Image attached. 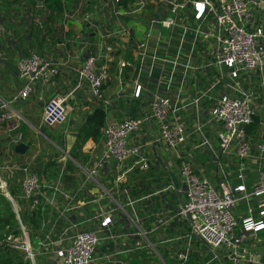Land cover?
Listing matches in <instances>:
<instances>
[{"label":"built area","instance_id":"built-area-1","mask_svg":"<svg viewBox=\"0 0 264 264\" xmlns=\"http://www.w3.org/2000/svg\"><path fill=\"white\" fill-rule=\"evenodd\" d=\"M61 2L56 36L59 25L76 22L93 32L97 40L91 45L94 52L83 59L79 55L54 59L52 55L30 52L17 64L20 90L12 101L0 103V126L12 119L20 120L11 105L28 99L37 84L51 83L63 68L76 72L75 90L87 88L90 98L103 108L111 106V101L104 97L111 66L118 77L121 98L129 97V84L122 80L126 72H135L139 65L149 61L150 72L157 69L159 73L155 84L147 89L149 100L141 107L139 117L105 123L100 152L85 169L79 168L81 181L77 189L64 187L62 172L51 183L40 180L31 169L33 158L5 168L10 176L14 172L22 174L21 199L27 203L28 212L40 207L48 211L38 231L42 233L48 225L50 231L43 238L37 231L31 237V228L23 226L20 210L7 194L20 233L6 236L3 243L19 252L28 264H39L37 258L46 242H50L49 235L57 221L63 220L61 236L51 243L54 249L50 262L95 264L93 255L98 247L122 238L139 237L141 242L134 244L136 249L160 258L158 248L148 236L169 229L174 233L163 243L172 249L175 264L191 260L194 238L209 250L212 259L208 264L223 260L244 264L246 236L252 234L257 240V233L264 230V124L260 121L264 104L248 88L249 74L264 68V0H72L68 5ZM40 6L43 8L41 2ZM32 19L39 29L43 27L40 18ZM140 25L144 39H138L133 32V26ZM75 41L83 47L86 44L79 36ZM132 83L130 96L139 100L143 89L137 78ZM69 97L71 94L55 95L45 100L40 127L56 129L66 123ZM255 117L259 118L260 142L254 145L246 127ZM21 140L22 134L18 132L12 141L17 145ZM201 147L211 152L215 181L205 175L198 162H192V152ZM66 159L71 158H63ZM227 169L235 171L236 184ZM154 171L160 190L143 198L134 196L132 189L137 193L144 176ZM219 173L222 180L218 179ZM254 173L257 179H252L248 191L247 177ZM104 179L112 191L104 187ZM147 180L154 184L152 178ZM87 186L98 192L87 202L95 205L94 214L75 222L81 216L75 213L83 207L79 196L87 199ZM2 189L7 191L0 177ZM157 195L168 197L158 211L145 200ZM239 202L246 204L247 215L240 213L234 217L232 210ZM116 218L127 224V228L121 229L125 233L112 231ZM86 224L94 227L85 228ZM31 240L37 242L36 249ZM121 253L105 255V260L108 262ZM261 256L256 264H264Z\"/></svg>","mask_w":264,"mask_h":264},{"label":"crops","instance_id":"crops-1","mask_svg":"<svg viewBox=\"0 0 264 264\" xmlns=\"http://www.w3.org/2000/svg\"><path fill=\"white\" fill-rule=\"evenodd\" d=\"M34 4H36L35 7ZM13 5L17 8H22L21 11L19 10L20 17H13V14H16L17 12L11 9ZM27 5H24V0L0 1V103L12 101L17 94V91L20 90L22 84L17 77V64L20 60L27 58L30 52H34L35 50L34 41L37 39L36 36L38 33L36 31L38 30V27L32 23L34 15L31 14V11L41 9L43 14L40 17V20L43 22L46 21V11L40 6V0H31L30 6ZM9 9L11 10L10 12ZM5 22L19 28V36L15 30H9L6 33L5 28L3 27ZM68 23L71 24L68 25ZM134 24L136 23L134 22ZM58 29L59 31L56 36V40L59 43V46L56 44V47H51L48 50L47 48H43L41 53L37 54L52 55L54 59H59L64 55H79L78 58L83 59L94 52L91 45L94 43L95 38L90 29L72 21L66 22L62 26L59 25ZM31 30H35V37L31 36ZM133 32L138 39H144L143 27L141 25L133 26ZM59 35L60 37H58ZM78 36L82 37V40L86 43L84 47L80 46L78 42L75 41L78 39ZM24 42L26 45H24ZM150 68V62L147 61L146 63L139 65L135 72H126L124 74L122 80L124 83L129 84V97L121 98L118 95V91L120 89L118 77L114 71V66L110 67V80L104 86V97L111 101L110 108L114 109V111L118 110L114 107L115 100H126V106L124 112H118L121 113V116L119 117L114 115L111 110L106 111V123L119 122L124 117H139L141 107L147 104L149 100L147 89L151 88L152 85L155 84L154 79L159 73L157 72V69L154 72H150ZM253 75L260 78V83H257V87H255V84L253 85ZM135 78L139 80L138 85H140L143 89L139 100H133L130 96L131 89L133 90L134 87L132 80ZM262 82H264V68L259 69L253 74H249L248 88L253 89V91L255 89L258 92L260 91L261 96L259 98V102L262 99L260 104H264V88L262 87ZM75 85L76 72H73L72 69L63 68L59 75L51 83L47 85L37 84L33 94H31L28 99L15 102L11 105L16 113L21 116L20 120L12 119L6 124L0 126V173L2 176L6 175L9 180L12 177L17 179V182L15 181L18 185H16V197H18L19 201H22L21 203L24 206V209H22L20 204L15 202L19 210L26 212L27 203L24 202L20 196L19 176L14 175V173L18 172H14L13 175L10 176V173L5 169L6 167L11 165H21L33 158L31 169L38 175L40 180H45L51 183L56 180L58 175L62 172L64 187L67 190H73V188L77 189V186L81 181L79 168L85 169L88 165H90L91 160L100 152L101 138L98 141L87 139L84 142L79 141L77 138V130L84 121V116L86 114H90L95 108L100 106L90 98L87 88L75 90ZM70 94L71 97H69L66 102L70 109L67 115L66 123L56 129H47L46 133L40 132V114L45 100L55 95L67 97ZM36 100L40 103L38 102L37 104ZM128 100L131 101L129 102ZM18 132L22 134L20 144L26 146V150L23 154H18L16 152V147L19 144L16 145L12 141ZM250 137L254 145L259 143V130L256 134L250 135ZM94 147L95 150H92ZM66 156L71 159L63 160ZM151 175V178L154 180V184L152 181L150 182L157 191L161 188V185L155 184V171L152 172ZM230 179L233 181V175ZM103 185L106 189L108 187V191H112L113 188L107 179H104ZM140 186L141 189H139L137 193H135L136 190L132 189L133 195L138 198H143L156 192L155 190L152 191V188L148 184L146 185L143 183V181L140 183ZM87 188L89 189L87 199H85L83 195L79 196L81 197V200H83V207L80 211L75 213V215H81L74 220L75 222H81L84 218H89L94 214L95 205L87 204V202L94 199V197L98 195V192L94 189V187L87 186ZM90 194L93 195L90 196ZM152 197L155 198V196H151L150 198L145 199L150 205H153L151 202ZM166 199V196H162L159 200V204H163ZM254 202L255 201L253 200L252 203ZM117 223L120 222L116 220L112 224V231L114 233H125L126 230L121 229L123 227L127 228V224H121V227L117 230ZM63 227L64 221L58 220L55 229L49 235L50 242H46L44 249H42L41 256L37 258L39 264H44L43 261L45 260V262L53 261L51 251L54 247L51 246V243H55L58 240L59 236L62 234ZM84 227L89 229L93 228L91 224H86ZM43 231L40 236L45 237V235L49 234L50 226H46ZM37 232L40 233V231ZM173 233L174 232L167 229L162 233H156L151 236V238H153V242H151L157 246V250L160 255V258L157 257L159 260L158 263L148 259L146 257L147 252L145 250L136 249L134 244L141 242L139 237L122 238L116 240L115 242H108L104 246H101L102 255L105 259V255H113L115 252H122L119 257L110 258L106 264H168L166 256H171L172 249L168 244L163 242L166 237L168 238ZM246 237V242L243 245V250L246 251V254L242 255L244 258V264H256L258 257L264 255V230L257 233L256 237L258 241L254 240V236L252 234H248ZM127 250H129V252H125ZM192 250L193 252L191 253L190 260L192 261V264H202L201 253L203 250L199 247H197V249L192 248ZM261 261H264V256H261ZM208 263L209 262L206 261L204 264ZM50 264L52 263L50 262ZM214 264L231 263L230 261L223 260L221 262H214Z\"/></svg>","mask_w":264,"mask_h":264},{"label":"trees","instance_id":"trees-1","mask_svg":"<svg viewBox=\"0 0 264 264\" xmlns=\"http://www.w3.org/2000/svg\"><path fill=\"white\" fill-rule=\"evenodd\" d=\"M43 5V8L46 11V29L50 30L49 37L47 38L48 42L56 40V33H57V25L60 23L61 20V12L63 9V5L61 0H40ZM56 17L59 20V23L56 21H51L50 18ZM44 28H41V30ZM31 36L35 37V30H31ZM45 37V34L43 33ZM36 42V41H34ZM105 86V85H104ZM106 123V111L102 106L97 107L91 112L90 114H86L84 116V121L79 126L78 132V140L81 142L86 141L87 139H93L94 141H98L102 135L101 130ZM40 132L46 133L47 128L39 127ZM259 129V118L255 117L253 122L246 127V132L250 136L252 134H256ZM14 175L19 176L18 180H21L22 174L20 172L14 173ZM5 176V177H4ZM2 176L0 173V177L6 183V188L9 196L13 199L14 202L21 203L19 201L17 195L18 186L16 184L17 179L14 177H10L11 179L4 175ZM8 181V182H7ZM16 181V182H15ZM17 185V186H16ZM48 215L47 210H42L40 207L38 210H34L33 212H24V214L20 215L19 218L23 224L28 229L31 228V237L34 236L35 232L40 228V221H42ZM43 231V230H42ZM45 231V230H44ZM43 231V232H44ZM42 232V233H43ZM20 233L18 220L16 218V214L14 213L13 205L9 201V199L5 196L4 193L0 190V264H28L23 259V256L10 248H8L3 241L5 240L6 236L8 235H18ZM39 233V236L42 235ZM43 238V236H40Z\"/></svg>","mask_w":264,"mask_h":264},{"label":"rangeland","instance_id":"rangeland-1","mask_svg":"<svg viewBox=\"0 0 264 264\" xmlns=\"http://www.w3.org/2000/svg\"><path fill=\"white\" fill-rule=\"evenodd\" d=\"M30 1L31 0H24V5H27L28 4L30 6ZM71 1L72 0H64V2H65L66 5H68ZM28 8H30V7H28ZM11 9L17 11L16 14H13V17L14 16L15 17L16 16L20 17L19 10L21 11L22 8H17L16 6L13 5V7ZM10 11L11 10L9 9V12ZM31 14H33L34 17L40 18L43 13H42V10L41 9H37V10H34V11L32 10L31 11ZM50 19L53 22L56 21L57 23H59V20H57L56 17H52ZM46 23H47L46 21L43 22L44 28L42 30L38 28V30L36 31L38 33L37 36H36L37 39H35L36 42H35V50H34V52H36V53H41V51L43 50V48H47V50H48L51 47H54L55 44H56L55 40H53L51 42H48L47 41V38L46 37H49L50 30L46 29ZM70 24L71 23H68V25H70ZM3 27L5 28L6 33L9 30H15L18 36L20 34L19 33L20 30H18L19 28H16L14 25H10L7 22H5V24L3 25ZM43 33L45 34L46 37L43 36ZM94 42H97V40L94 39ZM24 45H26L25 42H24ZM224 70H225V68H224ZM258 78H259L258 76H256V77L254 75L252 76V82H253V85L255 84V87H257V83H260V78H259V80H258ZM12 86H13V84H12ZM252 91H253V89H252ZM254 92H255L256 95L261 96L260 91L258 92L255 89ZM36 101H37V104H38L39 101L38 100H36ZM128 101L130 102L131 100H128ZM261 101H262V99H261ZM125 106H126V100H115L114 107H116L118 109L117 111H114V109H111L110 107H106V108H104V110L105 111H110L111 110V112L114 115H116V116L119 117V116H121V113H118V112L119 111L124 112L125 111ZM260 121H261V124H264V109H263V113L260 116ZM261 128L262 127L260 126V129ZM208 139L210 141H212L211 137H208ZM214 146L217 147L216 144ZM192 155H193V160H192L193 164L195 165V163L198 162L202 166L205 175L207 177H209L210 180H214L215 181V175L211 171V169L213 168V163L211 161L212 155H211L210 150L208 148H206V147H201L198 151L192 152ZM222 162H224V161L222 160ZM223 170H224V172L226 171L225 166H223ZM230 171L228 170V172H230L234 176V172L235 171L233 169L230 170ZM146 177L147 176H144L143 183H145L146 185L148 184L152 188L151 189L152 191L155 190V187L152 185V183L147 180V179H150L152 177V175L150 174L147 178ZM218 179L219 180H222L220 173H219V178ZM252 179H254V180L257 179L256 173H254L252 176L247 177L246 185L248 186V191H250L249 184H251ZM233 181H234V179H233ZM233 183L236 184L237 181L235 180ZM107 189H108V187H107ZM167 194L168 193H165V195H167ZM161 197H162V195H157V196H155V198L154 197L151 198V202H152L153 206L155 207L156 211H158L160 209L159 200L161 199ZM19 204H20L21 208L24 209L23 204L22 203H19ZM240 213H243L244 215H247V206L243 202H239L237 204V206L232 210V214L234 215V217L240 216ZM22 214H24V211L23 210H20V215H22ZM116 220L119 221L118 218H116ZM122 223H117V225H116L117 226V230L121 227V224ZM92 226L94 227L93 224H92ZM151 236L152 235H149L148 238L150 239V241L153 242V238H151ZM31 244H32V247L34 249L37 248V242L35 240H31ZM197 247H199V248H201V250H203V252L201 253V262H202V264H204L206 261L207 262H210L211 259H212V257H211V255L209 253V250L207 249V247L204 244H202L200 241H198L197 239L194 238L193 239V242H192V246L190 248V251L193 252L192 248H196L197 249ZM156 249H157V246H156ZM146 257L148 259L154 261L155 263H158L159 262L157 256L154 253H151L150 254V253L147 252ZM170 257L171 256H168V255L166 256V259L168 261V264H175V261L172 258H170ZM93 260L96 262L95 264H106L107 263V261L103 258L102 248L101 247H98L97 248V252L93 255ZM45 261H43L44 264H47V262H45ZM211 263L214 264V262H211ZM187 264H192V261H189Z\"/></svg>","mask_w":264,"mask_h":264},{"label":"water","instance_id":"water-1","mask_svg":"<svg viewBox=\"0 0 264 264\" xmlns=\"http://www.w3.org/2000/svg\"><path fill=\"white\" fill-rule=\"evenodd\" d=\"M155 29H156L157 32L159 31V27H158V26H156ZM153 43H155V40H153ZM25 150H26V146L23 145V144H19V145L16 147V152H17L18 154H23V153L25 152ZM1 192L4 193L6 197L8 196V195H7L8 192H7L5 189H2Z\"/></svg>","mask_w":264,"mask_h":264}]
</instances>
